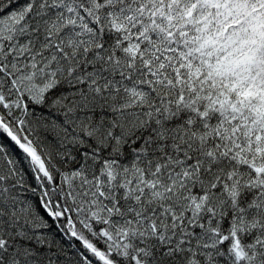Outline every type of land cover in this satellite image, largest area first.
Returning <instances> with one entry per match:
<instances>
[{
    "label": "snow or ice",
    "instance_id": "obj_1",
    "mask_svg": "<svg viewBox=\"0 0 264 264\" xmlns=\"http://www.w3.org/2000/svg\"><path fill=\"white\" fill-rule=\"evenodd\" d=\"M0 264H264V0H0Z\"/></svg>",
    "mask_w": 264,
    "mask_h": 264
}]
</instances>
